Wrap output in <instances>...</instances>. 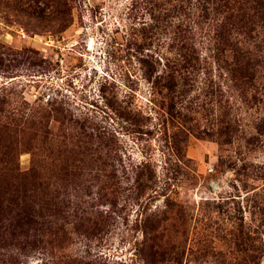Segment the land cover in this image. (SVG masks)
<instances>
[{
  "label": "rangeland",
  "instance_id": "374dc122",
  "mask_svg": "<svg viewBox=\"0 0 264 264\" xmlns=\"http://www.w3.org/2000/svg\"><path fill=\"white\" fill-rule=\"evenodd\" d=\"M191 5L0 0V264H264V0Z\"/></svg>",
  "mask_w": 264,
  "mask_h": 264
},
{
  "label": "trees",
  "instance_id": "16d2710c",
  "mask_svg": "<svg viewBox=\"0 0 264 264\" xmlns=\"http://www.w3.org/2000/svg\"><path fill=\"white\" fill-rule=\"evenodd\" d=\"M192 0H145L146 8L150 9L149 15L155 20L156 23L165 22L178 19V17H188L191 9ZM198 4L202 0H197ZM206 7L213 10L215 16L220 17V24L216 25L220 31H225L226 27L238 29L244 36L252 31L251 27L255 22L254 12H259L254 9V0H203ZM259 1V0H258ZM201 5V4H200ZM184 21V20H183ZM181 25H178L180 28ZM186 34V32H184ZM179 34V38H180ZM221 35V34H220ZM221 39V37H220ZM186 40V39H185ZM182 43L179 52H190L191 46L187 41ZM241 64V62H240ZM259 264V263H255Z\"/></svg>",
  "mask_w": 264,
  "mask_h": 264
}]
</instances>
